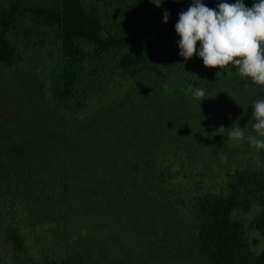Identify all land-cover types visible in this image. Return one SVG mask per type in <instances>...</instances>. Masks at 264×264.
<instances>
[{
	"label": "trees",
	"instance_id": "trees-1",
	"mask_svg": "<svg viewBox=\"0 0 264 264\" xmlns=\"http://www.w3.org/2000/svg\"><path fill=\"white\" fill-rule=\"evenodd\" d=\"M191 3L0 0L4 264H264V149L228 139L264 89L179 55Z\"/></svg>",
	"mask_w": 264,
	"mask_h": 264
},
{
	"label": "clouds",
	"instance_id": "clouds-1",
	"mask_svg": "<svg viewBox=\"0 0 264 264\" xmlns=\"http://www.w3.org/2000/svg\"><path fill=\"white\" fill-rule=\"evenodd\" d=\"M159 6V5H157ZM170 13H163L167 23ZM179 55L185 61L198 55L206 68L225 70L237 66L238 76L250 85L264 89V0H254L249 8L244 0L229 4L226 0L209 8L202 0H192L187 11H181L175 24ZM199 47L197 48V44ZM194 100L206 98V91L189 87ZM254 135L245 137L239 125L229 128L228 139H246L257 150L264 149V99L252 105ZM221 127L219 130H223Z\"/></svg>",
	"mask_w": 264,
	"mask_h": 264
},
{
	"label": "rangeland",
	"instance_id": "rangeland-1",
	"mask_svg": "<svg viewBox=\"0 0 264 264\" xmlns=\"http://www.w3.org/2000/svg\"><path fill=\"white\" fill-rule=\"evenodd\" d=\"M38 242H36V243H32V247L34 246V245H36ZM41 247H42V249H48V243H47V240H45V239H43L42 240V242H41ZM0 264H4L1 260H0Z\"/></svg>",
	"mask_w": 264,
	"mask_h": 264
}]
</instances>
